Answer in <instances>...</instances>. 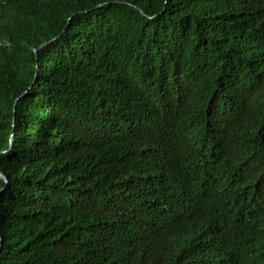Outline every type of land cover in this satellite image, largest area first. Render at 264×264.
Instances as JSON below:
<instances>
[{
	"label": "trees",
	"instance_id": "trees-1",
	"mask_svg": "<svg viewBox=\"0 0 264 264\" xmlns=\"http://www.w3.org/2000/svg\"><path fill=\"white\" fill-rule=\"evenodd\" d=\"M0 175V264H264V0H0Z\"/></svg>",
	"mask_w": 264,
	"mask_h": 264
},
{
	"label": "water",
	"instance_id": "water-1",
	"mask_svg": "<svg viewBox=\"0 0 264 264\" xmlns=\"http://www.w3.org/2000/svg\"><path fill=\"white\" fill-rule=\"evenodd\" d=\"M43 46H44V45H43ZM0 178H1L2 180H4L3 177H2L1 175H0Z\"/></svg>",
	"mask_w": 264,
	"mask_h": 264
}]
</instances>
